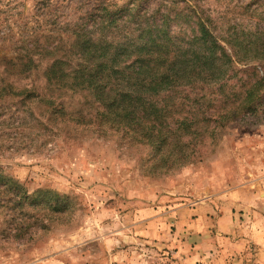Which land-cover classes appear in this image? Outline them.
Listing matches in <instances>:
<instances>
[{
  "label": "rangeland",
  "instance_id": "374dc122",
  "mask_svg": "<svg viewBox=\"0 0 264 264\" xmlns=\"http://www.w3.org/2000/svg\"><path fill=\"white\" fill-rule=\"evenodd\" d=\"M100 1L130 0H0V57L24 55L27 34L57 41ZM161 6L171 18L190 6L215 27L233 64L224 89L204 92L215 108L237 107L232 98L264 76V49L251 48L264 42V0L144 3ZM178 24L185 22L171 29ZM33 60L23 75L0 65V86L15 93H0V172L36 198L16 205L0 197V264H264V87L251 113L221 123L213 140H194L197 158L152 170L148 150L80 126L77 119L92 118L91 95L48 85L51 58ZM23 90L33 93L30 102L17 96ZM225 96L232 101L222 103ZM46 100L68 116L46 122Z\"/></svg>",
  "mask_w": 264,
  "mask_h": 264
},
{
  "label": "trees",
  "instance_id": "16d2710c",
  "mask_svg": "<svg viewBox=\"0 0 264 264\" xmlns=\"http://www.w3.org/2000/svg\"><path fill=\"white\" fill-rule=\"evenodd\" d=\"M146 1L130 0L123 7L100 1L71 32L60 33L56 42L39 44L37 33L27 34L25 54L0 57V65L6 71L17 68L16 75H23L36 67L35 55L50 57L44 73L48 85L92 97V118L87 122L77 119L80 126L88 124L97 133L117 134L127 148L151 152L150 169L168 170L198 157L194 140L201 144L203 137L213 140L221 123L251 113L252 104L260 99L264 76L257 73L256 80L232 98L240 100L237 107H213L216 100L207 98L204 90L224 89L233 64L215 27L190 6H186V16L181 12L171 18V8H144ZM181 20L186 25L178 24V30H172L171 22ZM263 43L252 50L258 53ZM240 51L245 55L251 50ZM194 89L202 94L178 95ZM0 93L15 94L4 82ZM21 95V101L30 102L33 93L23 90L17 94ZM221 101L232 100L225 96ZM43 106L46 122L68 116L55 101L46 100ZM0 197L16 205L36 199L1 172Z\"/></svg>",
  "mask_w": 264,
  "mask_h": 264
}]
</instances>
